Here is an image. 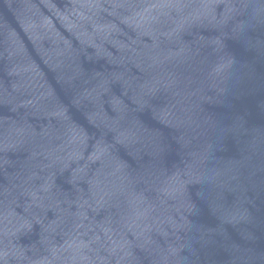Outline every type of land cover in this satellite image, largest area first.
<instances>
[{
  "label": "water",
  "instance_id": "1",
  "mask_svg": "<svg viewBox=\"0 0 264 264\" xmlns=\"http://www.w3.org/2000/svg\"><path fill=\"white\" fill-rule=\"evenodd\" d=\"M0 264H264V0H0Z\"/></svg>",
  "mask_w": 264,
  "mask_h": 264
}]
</instances>
